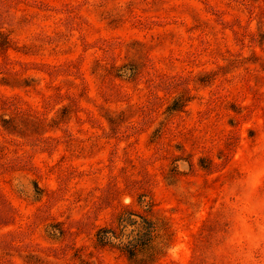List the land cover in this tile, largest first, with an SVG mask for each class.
Wrapping results in <instances>:
<instances>
[{
  "label": "rangeland",
  "instance_id": "obj_1",
  "mask_svg": "<svg viewBox=\"0 0 264 264\" xmlns=\"http://www.w3.org/2000/svg\"><path fill=\"white\" fill-rule=\"evenodd\" d=\"M261 140L264 0H0V264H235Z\"/></svg>",
  "mask_w": 264,
  "mask_h": 264
},
{
  "label": "clouds",
  "instance_id": "obj_2",
  "mask_svg": "<svg viewBox=\"0 0 264 264\" xmlns=\"http://www.w3.org/2000/svg\"><path fill=\"white\" fill-rule=\"evenodd\" d=\"M257 151L264 153V140ZM264 159L259 157L243 181L229 189L235 199L231 209V231L223 237L225 248L236 251L235 264H264L257 261V250L264 252ZM254 218V223L249 220Z\"/></svg>",
  "mask_w": 264,
  "mask_h": 264
},
{
  "label": "trees",
  "instance_id": "obj_3",
  "mask_svg": "<svg viewBox=\"0 0 264 264\" xmlns=\"http://www.w3.org/2000/svg\"><path fill=\"white\" fill-rule=\"evenodd\" d=\"M144 224L143 232H139L140 236L138 235L137 238L130 241L128 244H123L118 248L122 251L126 252L130 256L136 257L139 253H142L146 249H148L149 244L157 230L156 224L148 219H142ZM101 243H104L102 239L100 240ZM105 244V243H104ZM156 256L152 257L155 258Z\"/></svg>",
  "mask_w": 264,
  "mask_h": 264
}]
</instances>
